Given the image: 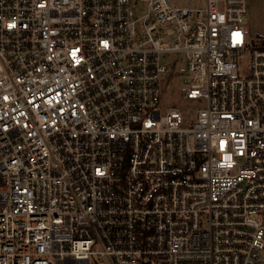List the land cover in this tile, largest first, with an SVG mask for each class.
<instances>
[{
    "label": "built area",
    "instance_id": "built-area-1",
    "mask_svg": "<svg viewBox=\"0 0 264 264\" xmlns=\"http://www.w3.org/2000/svg\"><path fill=\"white\" fill-rule=\"evenodd\" d=\"M248 12L0 0V264H264ZM180 59L194 116L163 103Z\"/></svg>",
    "mask_w": 264,
    "mask_h": 264
},
{
    "label": "rangeland",
    "instance_id": "rangeland-1",
    "mask_svg": "<svg viewBox=\"0 0 264 264\" xmlns=\"http://www.w3.org/2000/svg\"><path fill=\"white\" fill-rule=\"evenodd\" d=\"M190 0H172L174 6L184 7L189 5ZM205 0H192L194 8L203 6ZM244 23L247 28L248 37L254 44L264 43V0H249V12ZM176 58V56L174 57ZM186 68L185 60L180 59V63L171 66V71L164 75L165 91L163 103L167 107H177L187 111L194 116L197 111L205 106L202 99L188 98L184 95L186 88L184 73L180 72Z\"/></svg>",
    "mask_w": 264,
    "mask_h": 264
},
{
    "label": "trees",
    "instance_id": "trees-1",
    "mask_svg": "<svg viewBox=\"0 0 264 264\" xmlns=\"http://www.w3.org/2000/svg\"><path fill=\"white\" fill-rule=\"evenodd\" d=\"M261 46L264 47V43H262Z\"/></svg>",
    "mask_w": 264,
    "mask_h": 264
}]
</instances>
